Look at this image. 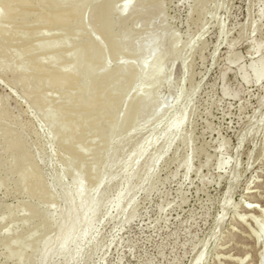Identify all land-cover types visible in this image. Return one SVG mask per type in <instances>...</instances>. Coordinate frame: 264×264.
Wrapping results in <instances>:
<instances>
[{"label": "rangeland", "instance_id": "374dc122", "mask_svg": "<svg viewBox=\"0 0 264 264\" xmlns=\"http://www.w3.org/2000/svg\"><path fill=\"white\" fill-rule=\"evenodd\" d=\"M127 1L110 39L92 0L82 26L0 21V264H264V0H119L118 12ZM91 36L96 59L76 67ZM38 57L86 75L85 89L107 76L79 108L111 107L124 132L110 142V120H87L66 136L59 108L76 91L29 78ZM110 72L123 74L111 86Z\"/></svg>", "mask_w": 264, "mask_h": 264}, {"label": "bare ground", "instance_id": "6f19581e", "mask_svg": "<svg viewBox=\"0 0 264 264\" xmlns=\"http://www.w3.org/2000/svg\"><path fill=\"white\" fill-rule=\"evenodd\" d=\"M36 1L37 0H2L1 6L4 12H6V14L3 15L2 13L4 12L1 13L0 11V21L1 22L3 21L8 25H16V26L31 25V24L43 25L49 23L50 26L55 27L58 30H62L70 25L71 23L69 22L70 19L71 21L77 23L78 25H81L83 23L84 17H86L84 16L85 13L84 11H86V9L90 10L89 7L87 6L90 1H88L87 4V0H42L40 2V5L42 6L41 8L34 5ZM92 1H94L93 3H95V7L94 5H92L93 8L91 7L93 9L92 12L94 13V16L92 14V18L94 17L93 19H95V21L94 20L93 21L96 23V24L94 23V25L97 26V31L106 34V36L109 39L113 36L115 26L118 23L119 24L126 23L131 18L125 16V12L127 11V7L129 5L128 1L121 12L117 11L118 10L117 3L119 2V0H92ZM85 6H87L88 8L86 7L85 9ZM87 13L89 14V11ZM68 17L70 19H68ZM0 32H2L3 34L5 33V31L2 30H0ZM91 37H90V42L86 47H78L71 51L76 55H80L84 52L88 54V57L85 59V61L81 62V64L77 63L75 65L76 67L80 66L85 69H88L92 65L93 61L96 59L94 48L98 45V40L96 36L95 37L91 36ZM31 46L32 45H30V43H27L23 46V48L26 51L29 50L31 51ZM116 51H120V49L117 48ZM141 51H142L141 54H144L145 49L143 50V48H141L140 50H138L139 53ZM138 52H136V55L138 54ZM63 57H65L64 52L59 51L56 54V58L59 60H61ZM35 64H36V70L33 74L29 75V78H33L39 81L45 80L50 84H57L59 85V87H65L66 85H71V87H73L74 90L76 91V95L73 96V98L76 101L75 104L76 106L73 108H70L69 106H62L61 108H59L61 114L60 119L62 124L61 128L65 130L66 136L81 137L83 133H87V131L82 127V121L85 122L87 120H92L93 126H97L99 124L104 125L105 123L108 122V120H110V142L112 140L113 135L124 132L122 126H123V122H125L126 120V116L120 115L119 117H116L113 114L111 107L110 108L107 106L96 107L95 104H92V106H89L87 109L79 108L80 103L83 102L84 98H86V92H88V90L94 88H97L100 91L105 90V87L107 86V82H106L107 76L100 75L98 78H96L95 80L89 83L88 87H86L88 89H85L84 84L86 80V75L77 76L74 75L73 71H69L67 73L60 71H51L47 69L45 66H43L41 57L35 59ZM141 67L142 68L144 67L143 64ZM104 69L106 70V68ZM131 70H132L131 66L125 69V71L127 72ZM120 75L123 74H120L118 72H114V73L110 72V86L116 79H118ZM137 77H138L137 74L133 76L132 83L136 82ZM101 94L102 93L100 92L98 96H100ZM119 98L120 95L117 94L115 96V99H119ZM144 101L145 98L143 96H140L138 98V102L134 107L135 115H139L143 111ZM131 127L134 128L135 125L132 124ZM90 132H94V131H90ZM23 157L25 158V160L27 159L26 154H23ZM67 171L68 170L66 169V171L62 172L59 175V178L60 179L63 178V176L66 174ZM30 177L34 178V183H35L34 186H36V188L38 189H40L41 187L44 188V186L41 184L39 174H33ZM74 182L78 184L76 190L75 191L68 190L65 193V198L68 204L75 202L76 194L81 195L82 186L79 184V181L77 179H75ZM261 206L260 208H262ZM255 210H257L256 207L254 208V211ZM77 224H78L77 220L73 219V221H71V223L66 226L64 231V233L66 234L64 240L68 238L69 234L75 229ZM260 255L264 256V250L260 253ZM260 255H259V259H260Z\"/></svg>", "mask_w": 264, "mask_h": 264}]
</instances>
